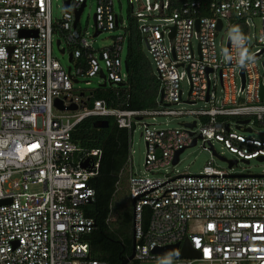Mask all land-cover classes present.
Listing matches in <instances>:
<instances>
[{
  "label": "built area",
  "instance_id": "1",
  "mask_svg": "<svg viewBox=\"0 0 264 264\" xmlns=\"http://www.w3.org/2000/svg\"><path fill=\"white\" fill-rule=\"evenodd\" d=\"M64 1L68 11L63 7L60 18L52 20L50 0H0V264H107L90 258L85 237L94 227L70 226L94 224L83 209L94 196L90 181L98 175L101 154L81 150L71 132L85 118L112 119L127 131L130 145L135 124L155 116H191L187 124L194 127L154 129L141 123L144 170L151 177H134L128 158L132 235L135 195L178 176L219 178L180 177L136 199L131 261L264 264V174H230L210 160L198 174L153 176L173 167L176 152L194 139L209 150L211 141L222 143L247 163L264 157V142L242 135L254 125L264 127V0H128L160 82L157 106L141 111L110 108L104 100L90 101L92 89L73 88L79 79L89 85L94 77L101 79L97 86L125 84V39L117 35L109 47L93 49L94 31L121 26L112 0H95L91 34L80 32L78 23L73 27L74 12L86 0ZM223 23L232 35L226 55L218 57L214 38ZM249 29L254 31L253 51ZM53 35L59 53L71 54L69 72L52 56ZM184 79L189 89L182 100ZM198 102L204 107L177 108ZM72 105L75 110L66 109ZM185 240L197 258L152 254Z\"/></svg>",
  "mask_w": 264,
  "mask_h": 264
},
{
  "label": "trees",
  "instance_id": "2",
  "mask_svg": "<svg viewBox=\"0 0 264 264\" xmlns=\"http://www.w3.org/2000/svg\"><path fill=\"white\" fill-rule=\"evenodd\" d=\"M123 35L126 82L117 87L97 86L89 93L90 101L104 100L110 108L152 110L157 106L160 82L143 53L142 36L130 7ZM104 120L108 123L106 127H95L97 121ZM71 141L81 150L101 152L98 175L90 181L94 196L83 209L84 216L94 221V229L85 237L90 258L107 264H119L120 259L130 255L132 237V230L128 233L129 228H132L130 204L121 211L113 205L119 188L124 187L127 180L125 167L128 159V133L118 128L112 119L89 117L74 127ZM113 212H116V219H112ZM137 263L131 261L128 264Z\"/></svg>",
  "mask_w": 264,
  "mask_h": 264
},
{
  "label": "rangeland",
  "instance_id": "3",
  "mask_svg": "<svg viewBox=\"0 0 264 264\" xmlns=\"http://www.w3.org/2000/svg\"><path fill=\"white\" fill-rule=\"evenodd\" d=\"M143 2L144 0H139ZM152 1V0H151ZM63 0H50L51 4V17L52 20L59 19L62 12V5ZM113 2V12L118 17L119 21L121 22V26H118L113 31H103L98 36L94 37L92 45L94 50H100L102 48L109 47L112 44V40L117 35L123 34V28L126 24V16L129 11V3L128 0H112ZM96 2L95 0H86V5L80 15L78 28L80 32L88 31L90 34L92 33L91 26L93 25L92 16L95 13ZM137 11V6L134 3L133 12ZM258 26V20H255ZM151 24H155L154 22H149ZM157 24V23H156ZM254 31L249 29L247 40L250 44V49L253 51L255 48L253 47V38ZM232 35V30L230 27L223 23V28L221 31L217 32L214 38L215 44V51L217 56L220 55L224 57L226 55V47H227V39ZM58 36L53 35V42L51 53L53 58H55L62 68L66 69L69 67V62L67 58L68 51L66 50L63 54L59 53L56 45L55 40ZM192 44L195 45V41L192 40ZM63 45V44H62ZM61 45V46H62ZM142 49L143 53L147 57L151 70L155 75L154 65L148 54V51L142 41ZM125 55V43L122 48V60H124ZM259 63V62H258ZM100 67H103V64L100 62ZM90 81L89 85H85L84 81L79 79L78 83L73 84L74 89H95L97 85L100 84L101 79L99 77H94L88 79ZM235 84L239 85V81L236 79ZM263 85H264V75H263ZM181 89L183 91V99L187 95L189 84L186 79L181 81ZM220 95V85H217L216 88V96ZM204 104L202 102H198L196 105H187L182 104L178 105L177 108H181L184 110H196L203 108ZM193 121V117L191 116H183V117H170V116H155L153 119L151 117H145L141 123L150 125L154 129H177L182 124H187ZM141 123H136L134 129L132 131V135L130 138V145H128V158L130 157V164H131V173L134 177H141L147 178L151 177V175L144 170V159H145V144L140 135L142 132V125ZM252 132L244 133L238 132L242 134L245 138L253 139L256 141L264 142V127L252 126ZM211 146L213 151L220 157L224 158L225 160H234L237 161L236 166H233L231 169L228 168L227 163L224 161L219 160L216 156L212 154V151L209 150L208 144L204 145V148L201 145V142L198 141L194 146L187 147L184 151L179 155V162L174 165L173 167H168L165 170L160 171L157 174H154V177H162L163 175H174L177 173L181 174H198L202 167L210 160H212L213 165L223 171H227L230 174H264V161H258L256 159H251L248 161L247 164L241 161V159H237L235 154L230 153L222 143H218L215 141H211ZM129 161L127 159L126 167L127 169ZM127 173V170H126ZM127 178V176H126ZM128 196H127V180L125 182L124 187L119 188L118 197L113 200V205L116 208H119L121 211L128 207ZM130 204V203H129ZM130 208V207H129ZM131 209V208H130ZM112 219H116L117 215L116 212H113ZM132 228L130 227L128 233H131ZM130 263V262H129ZM137 264H172L170 260H149L140 262ZM196 264V263H194Z\"/></svg>",
  "mask_w": 264,
  "mask_h": 264
},
{
  "label": "water",
  "instance_id": "4",
  "mask_svg": "<svg viewBox=\"0 0 264 264\" xmlns=\"http://www.w3.org/2000/svg\"><path fill=\"white\" fill-rule=\"evenodd\" d=\"M67 6H68V1H64L63 2V7H64V11H66V12L68 11ZM83 8H84V3L80 6V8L78 10H76L74 12L73 27H75L76 24L78 23L79 18H80V15H81V13L83 11ZM92 20H93V24H94L95 23L94 15L92 16ZM219 28H220V24L218 23L217 30H219ZM98 35H99V32L98 31H94L93 38L96 37V36H98ZM170 36H172V34ZM142 41H143V43H144V45L146 47V43H145L144 38L142 39ZM55 45H56V47L58 46V41L55 42ZM146 49H147V47H146ZM63 52L64 51L60 50V53H63ZM67 58H68V62H70V60H71V54L70 53L67 54ZM99 59H100V57H99ZM123 68H124L125 71L127 70L125 62H123ZM69 69L70 68L68 67L67 68V72H69ZM241 76H242V74H241ZM100 77L102 79L104 78V76H103L102 73H100ZM242 84H243V77H242ZM105 85H106V82H103L101 84L102 87H105ZM259 95H260V99H262V97H263V87L262 86L260 87V93H259ZM161 98H162V91H160V93H159V103L161 102ZM54 104L58 108L62 109V107L60 106V102L55 101ZM66 109L69 110V111H73V110H75V106L72 105V106L67 107ZM247 123H248V120H245V121H242L240 124H247ZM107 124L108 123L105 120L104 121H97L95 127L96 128H103V127H106ZM184 126L187 127V128H189V129H192L194 127V123L184 124ZM237 128H239V127H237ZM246 131L247 132H250L249 129H246ZM194 145H195V139L192 141V143L188 147H192ZM210 150L212 151V154L214 156H216L219 160L226 162L229 169L232 168L233 166H236L237 161H234V160H229V161L228 160H225L224 158L218 156L213 151L212 147H210ZM183 151H184V149H181V150H179V151L176 152V154L174 156V159L172 161V165H176L177 164V162H178V156ZM256 160H258V161H264V157L259 156V157L256 158ZM242 162H244L245 164H247V161H242ZM180 177H188V178H219V176H216V175H206V176H178V177H176V178H174L172 180L164 181V182H162V183H160V184H158V185H156V186H154V187H152V188H150V189H148V190H146L144 192H141V193L135 195L132 198V203H131V206H133V235L131 237V253H130V255L128 257L120 259L119 260V264H128L129 262H131V260L133 258V255H134V245H135V200L138 199L143 194H145V193H147V192H149L151 190H154V189H156V188H158V187H160V186H162V185H164V184H166V183H168L170 181H173V180H175L177 178H180ZM237 177H239V175H237ZM70 226H90V227H94V224H92V225H70ZM177 252H178V258H180V259H195V258L198 257L197 256V252L194 251V250H192L190 248V245H189V243H188L187 240H185L180 247H178V245H172V246L163 247V248H156V249H154L152 251V254L153 255H156V256H159L161 258H169V257H174Z\"/></svg>",
  "mask_w": 264,
  "mask_h": 264
},
{
  "label": "flooded vegetation",
  "instance_id": "5",
  "mask_svg": "<svg viewBox=\"0 0 264 264\" xmlns=\"http://www.w3.org/2000/svg\"><path fill=\"white\" fill-rule=\"evenodd\" d=\"M131 253V247H130V249H129V254Z\"/></svg>",
  "mask_w": 264,
  "mask_h": 264
}]
</instances>
